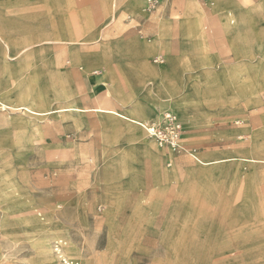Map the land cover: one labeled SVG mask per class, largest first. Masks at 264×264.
<instances>
[{
    "label": "rangeland",
    "instance_id": "1",
    "mask_svg": "<svg viewBox=\"0 0 264 264\" xmlns=\"http://www.w3.org/2000/svg\"><path fill=\"white\" fill-rule=\"evenodd\" d=\"M102 1L112 21L107 45L98 51L91 39L105 18ZM242 1L239 6L252 10L248 16L256 25L245 30V40L220 32L216 16L231 18L221 0H209L214 6L196 0L203 15L191 28L181 25L184 0H164L159 15L140 12L145 0H0V29L12 36L32 34L29 41L8 45L12 62L0 43V95L10 104L27 94L45 101L42 110L73 102L90 107L80 77L84 65L90 63L98 76L106 62L120 54L134 59L141 46L157 39L198 42V49L180 51L174 67L166 55L155 53L142 68L141 82L116 73L110 85L99 88L101 98L111 90L109 102L128 113L142 103V121L174 112L183 125L186 153L159 148L139 127L151 147L142 149V141L127 131L102 128L97 113L35 118L0 110V264H61L58 250L74 264H264V63L259 66L264 0ZM170 4H175L173 21L180 23L176 29L165 22ZM52 16L54 22L44 18ZM57 19L68 20L80 41L37 42L38 27L49 31ZM250 50L254 56L247 55ZM168 94L176 99L169 102ZM195 156L237 160L199 169ZM154 157L168 174L173 161L178 167L157 188ZM245 157L259 161L240 159ZM118 159L125 161L121 170L106 174L107 164ZM234 163L240 164L239 177ZM134 176L147 180V198L140 189L127 205L123 196ZM152 220L141 232L139 221ZM223 244L234 249L220 251Z\"/></svg>",
    "mask_w": 264,
    "mask_h": 264
},
{
    "label": "crops",
    "instance_id": "2",
    "mask_svg": "<svg viewBox=\"0 0 264 264\" xmlns=\"http://www.w3.org/2000/svg\"><path fill=\"white\" fill-rule=\"evenodd\" d=\"M217 3L220 0H214ZM202 2L204 4L206 3H210L211 6H214L215 2H209V0H202ZM239 2H243L242 0H221V5L224 6V8L227 9L229 17L228 18L225 14H221L219 17L216 16V19L220 20V24H221V29L220 32L222 34L228 35L230 37L235 38V39H239V40H245V30L247 29L248 31H252V29L255 28V23L252 20L251 16L249 15V12L252 10H243L242 6H239ZM164 4V0L162 1V3L160 4L163 5ZM175 5V4H173ZM170 4V7H168L166 10V19H168L165 22H171V26L173 28L176 29L175 25H180L179 22L175 23V21H173V13H174V9L175 6H173ZM145 6V3H144ZM238 9L241 8L242 10H238V11H234L235 8ZM106 3H104L103 1L101 2V9H102V17H105L107 15L106 10ZM183 7H184V11L182 16H180L181 18V25L183 27L186 28H191L194 27L196 24V22L194 20L196 19H202V15L203 12L199 9L198 4L196 3V0H184L183 2ZM140 12H145V9L139 7ZM233 12L235 13V17L233 16ZM209 13V12H208ZM155 15H159V11L155 12ZM47 21H52L54 22V17H44ZM44 19V20H45ZM61 19V18H59ZM218 20V21H219ZM112 21V17L108 16L103 18V24L99 26V30H98V36L94 37L91 39V41L97 40L96 42V50L99 51V49H102L101 47L106 46V41H107V33H106V29L108 26V23ZM38 26H42L41 24ZM94 26V27H93ZM97 23L96 24H92L91 28L94 31V28L96 29ZM40 29V27H38ZM42 28V27H41ZM252 28V29H251ZM37 29V35H38V41L37 42H55V41H59V42H69V43H76L78 41H80V39H78L77 37V33H75L71 27V25L69 24L68 20H66L65 22H62L61 20H56L55 23L52 24V27L49 31H41ZM196 30V29H194ZM41 31V32H40ZM91 30V32H93ZM36 34V32L34 33V35ZM31 35L30 33L28 34H24V35H8L5 34L1 29H0V43H3L5 45V49H4V53L6 55L5 59L8 62H12L14 61V55H12L10 53V47L8 46L9 44H18L25 41H29L31 40ZM187 36H193L192 32H189V34ZM31 42V41H30ZM198 42H196V39H192L189 41L188 44H180V43H163L162 40L157 39L155 42H151L150 44H144L143 47L141 46L138 49V52L135 54V58L134 59H130V58H125L126 56L123 55H118V57H116L115 59L110 60L111 62H106L104 65H102L101 67L103 68L102 70V74L95 76V74H98L99 71H95L92 70L91 64L89 63L88 65H84L86 66L85 68H83V72H81L80 77H82V81L83 84L85 85L88 93L90 94V102H92L93 106L90 107H84V106H80L77 105L76 102H73L71 104H67V105H61L58 108L55 109H50L49 110H42L41 107H43V105L45 104V101H41L40 99L38 100H30L27 99L26 97L28 96L27 94L23 95L20 94L18 96V103L17 104H10L8 103V99L6 97H2L0 95V110L3 112H6L8 110L7 113L11 112V111H16V112H22L25 114H28L32 117L38 118L41 116H47L50 114H54V113H70V112H78V113H97L100 118V126L104 129H106L107 131H127L128 134L131 136L132 139H134V141H142L141 146L142 149L149 147L147 144H145V142L142 139V136L140 134V130L139 127H136L135 125H132L127 118L128 117H132V118H137V117H141L143 114L142 111V103H136L134 106V111H129L126 112L124 111L122 108H120V106L118 105H113L109 102V99L112 92L111 90L109 91V93L104 97L101 98L99 96V88H103L106 87L108 85H110V80H111V76H114L116 73L119 76H132L135 77L137 80H141V78L143 79L144 77V73H143V67L146 64L148 57L151 56L152 54L155 53H159L161 55H166L168 60L170 61V66L174 67L175 63H177V59L181 56L180 55V51H184V50H196L198 49ZM126 45H122V48L120 46V51H125L128 50V48L126 49ZM20 49H27V47H21ZM198 51V50H197ZM97 52V51H96ZM98 53V52H97ZM121 53V52H119ZM254 52H252V50H250V52L247 53V55H253L254 56ZM32 56V55H31ZM30 56V57H31ZM185 55H182V57H184ZM97 61L101 60V57H97L96 58ZM260 62H259V66H261L264 63V55H260ZM112 63V64H111ZM96 65L100 66V64H98V62H95ZM263 67V66H262ZM262 67H260V69H262ZM138 68V69H137ZM106 69H108L109 73H107L108 71H106ZM149 69V68H148ZM92 71H94V73H92ZM151 72H156L155 69H153ZM64 73L66 74L67 71L65 70H58V74H62L64 75ZM136 80V81H137ZM142 81V80H141ZM140 81V82H141ZM138 82V81H137ZM255 83V82H254ZM254 87V85H253ZM107 90V89H106ZM173 94H168L167 95V100H169V102L173 101L176 99V95H175V99L173 98ZM178 97V96H177ZM180 106V109L186 108V107H182ZM193 106H191L190 108H192ZM99 110V111H98ZM38 111V112H37ZM172 112V111H169ZM174 113V112H173ZM157 120V119H156ZM146 121H153V120H143L142 122H146ZM132 126V127H131ZM142 129V128H141ZM130 131V132H129ZM138 136V138H137ZM137 138V139H136ZM140 146V147H141ZM151 147H149L150 149ZM227 159V160H226ZM226 159H222V158H217V159H212V160H203L198 156H195V161H197V165L199 169H203V167H208V166H214V165H219L221 163H225L228 161H236L237 158H226ZM239 159V158H238ZM241 160L244 159V162H258L259 159H252V158H240ZM90 162L95 163L94 159L90 158L88 159ZM174 163V170H172V173L176 170L175 168L178 169L177 167V163L176 161H173ZM125 163V161L123 159H118L117 161L107 164L106 168H105V172L106 174H114L116 172V170H121L120 165L122 166V164ZM240 164L238 163H234L232 165L233 171H234V175H236L237 177H239L240 174ZM153 170H154V176L157 175L158 176V183L159 186L161 187L162 182L167 181V179L170 178L171 174H168L163 167L161 165L160 160L158 159V157H154L153 159ZM152 184H154V178L152 179ZM127 185H126V191L124 192V198L126 200H130L126 202L127 205H130L132 203V199L136 198L139 194H140V189H143L142 192V197L147 198V196L144 194V191L147 187V180H140V178H138L137 176L131 177L128 181H127ZM131 183L134 184V187L131 188L130 185ZM104 189H105V198H106V185H103ZM154 186V185H153ZM135 188H137V190H135ZM132 191V192H131ZM131 192V194H130ZM126 193V195H125ZM148 193H150V191H148ZM130 194V196H129ZM147 194V193H146ZM127 197V198H126ZM107 206H109L108 202H107ZM139 208V207H138ZM114 209V208H113ZM135 209H137V207H135ZM141 208H139L140 210ZM144 209V207L142 208ZM36 211L40 212L42 211L41 208L36 209ZM111 221V220H110ZM139 228L140 231L142 232L143 230H145L147 227L152 226L153 224V220L148 223V224H144L142 222L139 221ZM111 224V223H110ZM115 225V224H113ZM112 225V226H113ZM234 248H231V245L226 246L223 244V246H220V251H224V250H233Z\"/></svg>",
    "mask_w": 264,
    "mask_h": 264
},
{
    "label": "built area",
    "instance_id": "3",
    "mask_svg": "<svg viewBox=\"0 0 264 264\" xmlns=\"http://www.w3.org/2000/svg\"><path fill=\"white\" fill-rule=\"evenodd\" d=\"M163 0H145V12H155ZM206 1V0H204ZM155 63H164L163 58H156ZM146 131L149 138L154 140L159 148L169 153L187 152L183 142V125L173 112H165L162 117L153 121H146L139 124Z\"/></svg>",
    "mask_w": 264,
    "mask_h": 264
},
{
    "label": "bare ground",
    "instance_id": "4",
    "mask_svg": "<svg viewBox=\"0 0 264 264\" xmlns=\"http://www.w3.org/2000/svg\"><path fill=\"white\" fill-rule=\"evenodd\" d=\"M99 111V110H98ZM38 112V111H37ZM50 112H51V110H50ZM126 119H128L129 121H131L130 123L132 124V125H135L136 127H140L139 126V124L140 123H142V120H140L138 117L137 118H132V117H128L127 116V118ZM141 128V127H140ZM232 162V161H231ZM245 162H247V161H245ZM154 184H156L155 186H156V188L158 187V185H157V183L156 182H154ZM13 189V188H12ZM17 202V201H16ZM11 205V204H10ZM59 251V253L57 252V254H58V257L61 259V264H74L73 262H71L68 258H66V257H64V256H62V254H61V251L60 250H58ZM61 256H60V255Z\"/></svg>",
    "mask_w": 264,
    "mask_h": 264
}]
</instances>
